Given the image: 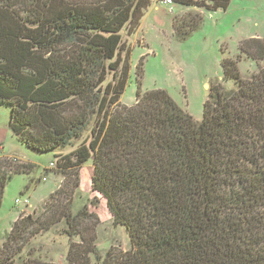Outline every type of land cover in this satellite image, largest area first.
<instances>
[{
  "label": "trees",
  "instance_id": "16d2710c",
  "mask_svg": "<svg viewBox=\"0 0 264 264\" xmlns=\"http://www.w3.org/2000/svg\"><path fill=\"white\" fill-rule=\"evenodd\" d=\"M170 1L225 11L232 0ZM151 2L0 0V105L10 107L18 144L52 153L45 174L62 178L41 211L18 215L0 264H264V44L239 43L238 57L256 65L251 76L220 62L223 83L233 87L210 88L199 122L164 90H138L135 103L123 105V32L135 35ZM188 15L192 22L173 21L179 38L202 21ZM88 163L90 191L125 230L127 251L100 255L96 201L74 210ZM33 168L0 158V207L11 177ZM59 224L68 240L62 263L27 248Z\"/></svg>",
  "mask_w": 264,
  "mask_h": 264
},
{
  "label": "rangeland",
  "instance_id": "374dc122",
  "mask_svg": "<svg viewBox=\"0 0 264 264\" xmlns=\"http://www.w3.org/2000/svg\"><path fill=\"white\" fill-rule=\"evenodd\" d=\"M172 8L173 13L162 1L152 0L135 35L129 37L123 32L124 46L130 49V77L120 102L132 106L138 90L141 93L164 90L183 111L199 122L210 88L222 86L224 90H230L233 87L232 83H223L220 67L223 59L230 61L231 68L234 67L243 78L257 72L254 63L238 57V47L247 39L264 44V0H232L225 11L183 9L175 4ZM189 13L201 15L202 21L196 31L179 38L173 21L178 17L182 22L186 17L192 22ZM120 56L123 58L122 53ZM138 66L141 70L139 82L136 76ZM9 116L10 107L0 105V145H4L0 158L17 156L20 160L16 161L32 164L34 168L29 175L12 176L5 187L0 207V246L18 215L24 211H41L45 200L62 181L53 172L45 174V168H49L53 160L52 153L33 154L18 144L8 127ZM91 173L89 163L80 170V199L76 197L74 210L89 201H96L90 211L99 220L96 247L100 255L103 256L109 247L127 251L129 239L125 230L112 225L104 200L90 191ZM31 180L35 182L26 190ZM16 199L28 200L30 206L15 205ZM63 228V224L56 225L32 240L27 248L41 250L46 260L62 263L68 247Z\"/></svg>",
  "mask_w": 264,
  "mask_h": 264
},
{
  "label": "built area",
  "instance_id": "2783aa9c",
  "mask_svg": "<svg viewBox=\"0 0 264 264\" xmlns=\"http://www.w3.org/2000/svg\"><path fill=\"white\" fill-rule=\"evenodd\" d=\"M162 3L167 5L169 7V11L173 13V8H172L173 3L170 0H164V1H162ZM53 167H54V165L51 164L50 168L52 169ZM20 203L27 204L28 201L27 200L20 201L18 199L15 200V205H19Z\"/></svg>",
  "mask_w": 264,
  "mask_h": 264
},
{
  "label": "crops",
  "instance_id": "0c3cea01",
  "mask_svg": "<svg viewBox=\"0 0 264 264\" xmlns=\"http://www.w3.org/2000/svg\"><path fill=\"white\" fill-rule=\"evenodd\" d=\"M160 2H161V1H160ZM3 149H4V145L1 144V145H0V151H3ZM5 158H14V159H16V160H20V159L17 158V156H13V155H12V156H9V157H5ZM51 164H52V163H50V165H51ZM46 169L49 170V169H51V168H50V167H49V168H45V170H46ZM42 180L45 182V179H44V178H42Z\"/></svg>",
  "mask_w": 264,
  "mask_h": 264
}]
</instances>
